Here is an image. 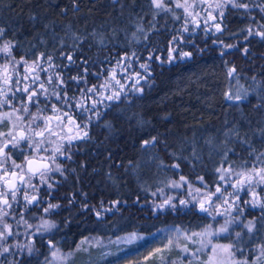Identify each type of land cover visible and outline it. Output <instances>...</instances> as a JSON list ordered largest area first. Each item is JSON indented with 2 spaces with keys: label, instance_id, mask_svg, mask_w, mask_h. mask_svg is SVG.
<instances>
[{
  "label": "trees",
  "instance_id": "1",
  "mask_svg": "<svg viewBox=\"0 0 264 264\" xmlns=\"http://www.w3.org/2000/svg\"><path fill=\"white\" fill-rule=\"evenodd\" d=\"M153 10L150 0H75V6L73 0H0V27L4 38L18 46L16 56L72 53L75 63L67 70L87 69L89 84L96 72L105 75L119 55L135 52L153 74L141 94L119 98L90 124L91 139L75 145L71 159L62 162L64 175L51 179L48 203L60 207L50 212L57 227L48 237L68 255L64 264H156L159 254L149 253L165 245L158 242L160 230L197 232L210 218L199 212L195 200L187 207L175 203V209H158L160 199L143 187L161 174L177 181L183 175L202 192H211L218 168L243 166L264 149V40L255 35L245 39L242 32L264 23L260 10H252L253 20L227 8L223 32L215 35L181 33L169 14L155 17ZM141 27L150 32L138 43ZM230 44L234 47H226ZM173 49L176 59L169 61ZM182 52L191 57L181 59ZM239 85L253 91L243 101L227 100ZM153 137L154 144L143 146ZM93 209L102 213L101 219ZM242 216L257 223L256 232H244L240 242L247 264H254L255 248L264 245V210L245 208ZM122 232L139 239L118 250L113 239ZM45 254L39 248L36 257L18 261L43 264ZM162 254L164 264L187 261L173 247Z\"/></svg>",
  "mask_w": 264,
  "mask_h": 264
},
{
  "label": "snow or ice",
  "instance_id": "2",
  "mask_svg": "<svg viewBox=\"0 0 264 264\" xmlns=\"http://www.w3.org/2000/svg\"><path fill=\"white\" fill-rule=\"evenodd\" d=\"M115 2V0H113ZM176 8L182 9L183 13L188 17H194L199 15L198 12H195V9L198 5L207 4L208 8L213 10H219V17L222 19L224 16L223 9L227 6H231L233 9H243L246 13L250 11V5L246 0H173ZM254 6L264 14V0H261L259 3H255L253 0ZM75 6V0H73ZM151 6L159 10L154 12L153 15H158L160 11L163 12H172V9L167 6V0H150ZM175 19H180L179 15H176L173 12ZM209 19L215 20L217 17L212 16V13H208ZM264 18V16H262ZM35 19V17H32ZM255 20V17L252 18ZM198 26V25H197ZM217 32L223 31L220 23L215 24ZM143 31L142 28L138 29ZM188 29L185 27L184 31ZM247 39L250 36H257L261 40H264V23H256L255 28L249 26L247 29ZM5 29L0 27V54L3 57H7L3 62H0V255L10 252V248L14 246L8 245V237L14 235L12 226L8 223V220L5 219L9 217L15 220V216L10 211L13 204L20 203V199L26 202L27 205L39 204L40 198L37 194L39 189L38 185L34 184V180H38L40 185H46L48 189L53 187V184L50 183L52 179L51 173L58 172L60 175H64V170L62 169L60 163L58 162V157H63L66 159H71L70 151L73 146V142L76 140H87L91 139L88 134V123L84 122L83 124L77 123L73 115L70 114L73 110H79L81 116L86 112H93L96 108V103H93L89 108L85 106L84 99H90L87 93H97L98 89L96 86L87 88L82 93L83 99H77L75 96H68L67 92L63 90L62 86L65 84V81L62 79L59 73H50L47 75L46 80H41L39 72L48 73L49 68L58 67V65L53 64V57L51 55L45 56L44 53H39L34 59L29 61L21 57L17 59L13 55V48L15 44L12 40L5 39ZM74 41H79L82 43L79 37L74 36ZM226 47L231 48L234 45H227ZM175 51V49H173ZM245 54H247L248 49H244ZM63 56V53L61 54ZM190 52H182L180 58H190ZM71 63H75L72 60V56L68 55L64 57ZM174 57L172 53H169V61ZM151 59V56L149 57ZM47 65L46 67L44 65ZM130 66V65H129ZM147 70V65H141ZM87 69H85V72ZM236 69L233 67L230 71L234 73ZM53 77H55L56 83H54ZM115 78L114 76L112 77ZM72 80H75L77 83L80 82L82 77L73 76ZM27 82V83H26ZM119 84V81H116ZM139 83V81H137ZM47 85V86H46ZM48 86H51V90ZM108 81L105 80L102 87L107 88ZM59 89V90H58ZM19 93L20 95H17ZM54 97L55 101L59 102V107L57 103L52 102ZM45 102L44 106L41 107L42 99ZM114 98H119V93H113L104 97L107 100H113ZM227 100L240 101L245 97L236 95L235 97L232 94H227L225 97ZM102 102V101H101ZM32 108H35L36 111L33 112ZM50 110L51 114H46ZM94 115L97 117L100 115L98 111L94 112ZM27 117V119H26ZM55 121V128L52 127V122ZM86 121H91V117H86ZM7 122V123H6ZM35 125V127H33ZM3 127H7L8 131L5 132L2 130ZM67 129V134L65 133ZM238 134V133H237ZM55 136L59 141L63 143L56 142L52 140V137ZM67 144V148L65 147ZM155 143V137L150 140L143 141V146L147 147L150 144ZM55 145L52 148H49L48 145ZM16 149L22 155V162L17 163L16 159H13L12 150ZM31 150V153L28 150ZM48 154V155H45ZM174 168H178V164L172 165ZM218 172H222L219 179L224 180L225 174L231 173L236 177L235 181L232 183V187L235 189V193H222L220 186H217L214 193H206L205 199L209 205L213 203L212 197L216 196L219 200L222 196H235L236 199H239V193L245 192L250 194L252 199L246 200L245 203L250 204L253 208H260L264 210V195L258 193L256 189L264 188V153L255 157V162L251 164L250 167L241 168V170L236 171L231 168L227 169H217ZM230 178V177H229ZM201 183H203V177L199 178ZM180 181L183 184H188V180L181 175ZM174 187H181V183L173 182ZM207 187V185H205ZM31 189L30 193L28 190ZM197 192L200 190L197 189ZM226 203L227 200L225 199ZM69 203H74V200H69ZM119 204L120 201L114 202ZM166 204H169L173 209L176 205H172L170 200L165 201ZM189 201L181 200L180 204L187 207ZM60 207L58 204H48L47 207L43 209L45 213L50 212L56 208ZM160 207H163L162 205ZM231 207V205H230ZM85 210H87V205H84ZM95 215L97 219H101L102 213L96 211ZM200 211L208 212V208L204 206V202H200ZM16 223L19 225L21 223L27 224V221L23 220L22 214L21 219L17 220ZM231 221H226L225 225H222L219 229L213 230L211 225L206 226L200 232H192L190 235L184 237L189 243L198 244L199 247H196L194 250H190L188 244H184L180 248V251L191 256L193 259H188L185 261L181 258V264H193V261H199L200 264H247V260L238 261L235 258V252L233 248L234 244H219L214 243L211 237L219 236L221 233L228 231L227 225ZM31 227V225H28ZM45 230H51L56 228L55 223H50L44 221L40 226ZM244 227L248 232H252L254 227V222L249 221ZM39 231V229H38ZM237 239L241 237V233H236ZM193 237L198 239L193 240ZM132 238H135V234H132ZM86 241L82 240L81 244H84ZM173 244H177V241L173 239H168L167 244L163 245L160 248H156L154 252H150L149 256L159 254L158 259L161 262L166 261V257L163 256V251L167 250L171 252ZM48 246L53 248L51 241H49ZM27 248L28 255H32L34 249L31 246L25 245ZM79 247V245L77 246ZM205 249H208L207 259L201 261L197 253L203 252ZM56 251H53V259H57ZM236 251H242V249L237 248ZM70 255V253H69ZM261 255L264 256V249L261 250ZM146 257L145 259H147ZM260 257H257L259 259ZM45 260H48L45 257ZM19 264V261H17ZM48 264H52L49 260ZM175 264V262H172Z\"/></svg>",
  "mask_w": 264,
  "mask_h": 264
},
{
  "label": "rangeland",
  "instance_id": "3",
  "mask_svg": "<svg viewBox=\"0 0 264 264\" xmlns=\"http://www.w3.org/2000/svg\"><path fill=\"white\" fill-rule=\"evenodd\" d=\"M246 2H248L250 5V11L247 13L249 14V17L252 19L253 16L250 13L252 12V10H255V9L258 10V8H256L254 6L253 0H246ZM255 3H258V0H255ZM167 6L172 9V12L160 11L158 15L164 14V13L169 14L174 19V21L179 24V26L177 27V30L179 32H181V33L182 32L183 33H193L194 32L195 33V32L203 31L206 33L211 32L214 35H215V33H220V32L216 31L215 24L220 23L221 27H223L222 22H223L225 13L227 11V8H231V6H227L223 9L224 16L221 19L219 17V10H213V9L208 8L207 4L198 5L197 8L195 9V12H198L199 15H195L194 17H188L186 14L183 13L182 9L176 8L175 4L173 3V0H167ZM239 10L243 14H247L243 9H239ZM157 11H159V10H156V9L153 10V12H157ZM173 12L176 15H179L180 19H175L173 16ZM209 12L212 13V16L217 17V19H215V20L209 19V17H208ZM262 15L264 16V14H262ZM155 17H157V15H155ZM249 26H252L253 28H255L256 25L252 24ZM185 27L188 29L187 31H184ZM141 28L143 29V31H140V34L138 36V39H139L138 43L144 42L147 39V36L149 35V32H150V30L146 31L145 28H143V27H141ZM246 29H243V31H242L245 34L247 33ZM100 43L105 45L106 41L101 40ZM26 49L27 48L24 47V51ZM175 51H176V49H175ZM174 53L175 52L172 50V56L174 57L173 59L175 60L176 56L174 55ZM167 57L169 58V54ZM72 58H73V54H72ZM166 59H165V61H166ZM162 61H164V60H162ZM162 61L159 60V63H162ZM121 62H124L127 65L135 64L137 66V68H140L141 65H146L143 61L140 60V57H138L135 52H128V53L122 54L119 56V59L116 62H113V64H111V67L107 69L106 74L103 75V77H101V80H104V81L107 80L108 81L109 79L110 80L113 79L112 77L114 76L115 78L113 80L117 81L119 78V74L124 71L119 66V64ZM115 67H118L119 69L117 70ZM101 73H104V71H101ZM231 74L234 75L233 73H231ZM137 81H139V80L137 79V80L133 81L132 88L131 87L126 88L124 86L125 81L121 80L118 84L117 89L108 88V90L110 92H113V91H116V90H119V89L125 87L124 90L126 92H130L131 93L130 95H133V94L135 95V94H141V92H143L146 88H148L150 86V82L147 81V78L139 81V83H137ZM252 91L253 90L249 91L246 88V86H244V85H239L237 87H234L233 91L229 94H232L234 97L236 95L247 96V95L251 94ZM261 153H264V149H262L260 152L256 153L255 157L260 155ZM255 157H254V160L252 162H249L247 164H243V166H238V167L232 166L231 168L236 170V171H239V170H241V168L250 167L251 164L255 162ZM229 167L230 166L221 167L220 169H227ZM217 174H218V176H217L216 187L220 186L222 193H235V189L231 185L235 181L236 177L234 175H232L231 173H227V174H225V179L220 180L219 179L220 175L224 174V173L217 171ZM173 182L181 183V187H179V188L174 187ZM50 183H51V181H50ZM38 186H40V184ZM216 187L211 192H202V190L197 188V186H193L190 183L183 184L180 181V179L177 181L172 176H170L168 174L167 175L161 174V175L156 176L155 180L147 183V185L143 188L145 191H148L154 198L160 199L159 204H158V209H161V208L169 205V204L165 203L166 200H170L171 204L180 203L181 200L189 201V203H190V200H195L196 208H198V210H200V202L203 201L204 206L208 208V212H201V214L210 218V222L207 225H205L204 227H202V230H203V228H205L208 225H211L212 229L216 230V229H219L222 225H225L226 221H231V223L227 225V227H228L227 232L221 233L219 236L211 237V239L213 240L214 243H219V244H224V245L230 244V243L234 244L235 247L233 248V251L235 252V258L238 261H243L245 259L244 256H245L246 252H245V249H243L241 247L240 242H242V239H243L242 234L246 231L248 232V230L244 227V225L247 224L249 221L254 222L253 230H252V232H248V235H252L254 232H256L258 227H257V223L255 220H252V219L244 220V218H242L243 217L242 213L244 212L245 208H250L253 210H256V209L261 210V209L258 207L253 208L250 204L245 203L246 200L252 199L251 195L246 194L245 192L243 194H241V192L239 193V199H236V197L234 195L233 196L225 195V196H222L219 200L217 199L216 196H213L212 197L213 203L211 205H209L205 199V194L206 193H214ZM197 189H199L200 191L197 192L196 191ZM256 191L258 193H261L262 195H264V188L258 187L256 189ZM225 199L227 200L226 203L224 202ZM161 205L163 207H160ZM230 205H231V207H230ZM181 206L185 207L184 205H181ZM50 212L45 213L43 211L42 215L35 217L34 223L31 225V227H26L25 229H23L22 232H23V236L25 237V239L23 240L22 243H15V244H9L8 243V245L14 246V247L10 248L9 253H5L4 255H0V257L1 256L5 257V255L8 254V255H10L9 257L14 256V259L13 260L9 259L8 261H3L2 259H0V264H16V262L18 261V260H16L17 256H19L20 253H22L24 250L27 252V248L25 247V245L28 246V238L29 237H37V236L47 237L48 239L46 240V243H49V241H51L48 237V234H51L55 228H53L51 230H45V229L40 227L44 221H48L50 223H55L50 217ZM38 229H39V231H38ZM202 230H200V231H202ZM200 231H197V232H200ZM192 232L193 231L188 232L187 230H181V229L179 230L178 228H175V227H169V229L160 230V232L157 233L156 236L158 239L160 238L158 240V242H160L161 244H163V242H164V244H167L168 239H173V240L177 241L179 246H177V244H173V246H172L176 250L180 251V248L183 247L184 244H188L189 249L194 250L196 247H199V245L189 243L187 240L184 239V237L186 235H190ZM237 232L241 233V237L239 239H237V236H236ZM132 234L133 233L122 232L118 236H115V238L113 239V242H114V244H116V246L119 247L118 250L124 249V248H122L123 246H125L126 244H128L130 242H135V241H137V239H139V236L136 234H135V238H132ZM196 239H198V238L193 237V240H196ZM222 239L226 240V241L223 242ZM249 239H250V237H249ZM52 245H54V247L50 248L48 250V252L45 254V257H47L48 260H45L43 264H48L49 260L52 262V264H64L69 258L68 255L61 250L58 242H54V244H52ZM104 247H106V246H104ZM237 248L242 249V251H236ZM57 249H58V251L56 252V255L58 258L53 259L52 253H53V251H56ZM255 249L256 250H254V252H253V254L255 255L254 264H264V256L261 255V250L264 249V245H258V247H256ZM207 252H208V249H205L203 252L197 253V255L200 257L201 261L207 259ZM107 253H108V251L104 250L103 253H101V255L106 256ZM182 255L184 256V258H186V260L193 259L191 256H189L185 253H183ZM121 257L125 258V257H127V255L124 254V256H121ZM257 257H260V258L257 259ZM198 262L199 261H196V260L193 261V263H198ZM134 264H143V261H138L137 263H134ZM156 264H164V262H161L160 260H158L156 262Z\"/></svg>",
  "mask_w": 264,
  "mask_h": 264
},
{
  "label": "flooded vegetation",
  "instance_id": "4",
  "mask_svg": "<svg viewBox=\"0 0 264 264\" xmlns=\"http://www.w3.org/2000/svg\"><path fill=\"white\" fill-rule=\"evenodd\" d=\"M222 26H223V23H222ZM223 29V27H222ZM223 31H221L220 33H222ZM211 32H208V34H210ZM18 46L15 45V47L13 48V55L17 58V59H20L21 57H24L25 59H29V61H31L32 59H34L36 56L39 55V53H44L45 56H48V55H51L53 57V64L54 65H58V67H54V68H49V71L48 73H45V72H39V75H40V78L41 80H46L47 78V75L50 74V73H59L62 77V79L65 81V84L62 86L63 90L67 92L68 96L72 97V96H75L77 99H83L82 97V93L84 92L85 89L87 88H91L93 86H96L97 89H98V92L97 93H87L86 95L88 97H91L90 99H84V104L85 106L87 107H91L93 103H96V108L93 110V112H86L84 113L83 116H81L79 114V110H73L70 112L71 115L74 116V118L76 119L77 123H81L83 124L84 122H87L88 123V134H89V128H90V124H95L96 122H98V120L103 117V115L105 114V112L112 106L114 105L115 103H117V101L119 100V98H123V97H130V92H126L124 90V88H132V85H133V81L134 80H144L145 78H147V81H149L150 77L153 75L152 74V70H151V67H149L147 65V70H145L144 67H140V68H137V66L135 64H125L124 62H121L119 64V66L124 70L123 72H121L119 74V82L121 80H124L125 81V87L119 89V90H116V91H113V92H110L108 90V88H114V89H117L118 88V84L116 83V80H113V79H109L108 80V87L107 88H104L102 87V85L104 84V80H101V77H103V73L101 72H96L94 74V83H89V84H86V81H85V70H82L80 69V71H75V70H70L68 71L67 69L69 67H73V63H71L70 61H68L67 59H65L64 57H66L67 55H71L72 56V53H63V56L61 55L62 53H50V52H43V51H40V52H31L29 54H22V55H18L16 56L14 54V50L17 48ZM67 54V55H66ZM125 54V53H123ZM122 55V54H121ZM120 56V55H119ZM119 56H118V59H119ZM4 59H7V57H3L2 54H0V62H3ZM116 59V61L118 60ZM73 61H75L73 58H72ZM114 61V62H116ZM45 67L47 66L46 64L44 65ZM110 66L107 67L110 68ZM117 70L119 69L118 67H115ZM151 71V72H150ZM73 76H78V77H82V79L80 80L79 83H77L75 80H72L71 77ZM145 77V78H144ZM53 80H54V83H56L57 81H55V77H53ZM27 83V82H26ZM47 86V85H46ZM51 90V86H48ZM59 90V89H58ZM119 93V98L118 99H113V100H107V99H104V97L108 96V95H112L113 93ZM17 95H20L19 93H17ZM42 99V98H41ZM102 101V102H101ZM52 102L54 103H57V106L59 107V102L55 101L54 97L52 98ZM44 101L42 99V103H41V107L44 106ZM32 111L35 112L36 109L35 108H32ZM98 111L100 113V115L97 117L96 115H94V112ZM46 114H51L50 113V110L48 113ZM91 117V121H86V117ZM27 119V117H26ZM7 123V122H6ZM55 124L56 122L53 121L52 122V127L55 128ZM33 127H35V125H33ZM3 131L7 132L8 131V128L7 127H3L2 128ZM67 129H65V133H62V135L64 134H67ZM52 140L53 141H56V142H60V143H63V141H59L57 139V137L53 136L52 137ZM87 140H76L73 142V146L71 148V151L70 153L75 149V145H77L78 143H82V142H85ZM55 145H48L49 148H52L54 147ZM65 147L67 148V144L65 143ZM13 152V159H16L17 163H21L22 162V155L16 150V149H13L12 150ZM29 153H31V150L29 149L28 150ZM45 155H48V154H45ZM66 158H63V157H58V162L60 163L61 167H62V162H66ZM60 176V174L58 172H53L51 173V177L52 178H56ZM51 181V180H50ZM34 184H37L39 185V181L38 180H34L33 181ZM51 183H53V181H51ZM38 193H35L38 195V197L40 198V203L37 205V204H32V205H27L26 202H24L22 200V198H19L20 199V203L18 204H13L12 206V209L10 210L12 212V214L15 216V220L14 219H11L9 217H6L5 219L8 220V223L12 226V230L14 232V235L8 237V241L7 243L9 244H15V243H22L23 240L25 239V237L23 236V229H25L26 227H28V225H32L34 223V220H35V217L36 216H40L42 215V212H43V209L45 207L48 206V197H47V193H48V188L46 185H40L38 186ZM30 193L32 192L31 189L28 190ZM244 192H241V194H243ZM243 196V195H242ZM241 196V197H242ZM213 201V200H212ZM21 214H22V217H23V220L24 221H27V224H17L16 221L17 220H20L21 219ZM20 230V231H19ZM21 232V236H17V234ZM48 238L47 237H41V236H37V237H29L28 238V246H31L34 251H33V254L32 255H28V252H26L25 250L20 253L19 256H17L16 260L18 259H21L23 257H30V258H34L36 257V254L38 253V249H42V252L44 253H47L50 249V247L48 246V243H46V240ZM50 239V238H49ZM0 251H2V249H0ZM47 251V252H46ZM10 255H5V257L1 256L0 259H2L3 261H8L9 259H14V256L12 257H9Z\"/></svg>",
  "mask_w": 264,
  "mask_h": 264
},
{
  "label": "water",
  "instance_id": "5",
  "mask_svg": "<svg viewBox=\"0 0 264 264\" xmlns=\"http://www.w3.org/2000/svg\"><path fill=\"white\" fill-rule=\"evenodd\" d=\"M221 28H222V27H221ZM243 100H244V99H242V100H240V101H243ZM240 101H239V102H240ZM199 212L201 213V211H200V210H199ZM48 244H49V243H48Z\"/></svg>",
  "mask_w": 264,
  "mask_h": 264
}]
</instances>
